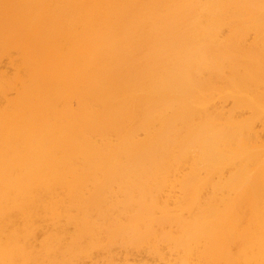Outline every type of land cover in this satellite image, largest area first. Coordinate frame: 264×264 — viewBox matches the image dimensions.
Returning <instances> with one entry per match:
<instances>
[{
    "label": "bare ground",
    "instance_id": "obj_1",
    "mask_svg": "<svg viewBox=\"0 0 264 264\" xmlns=\"http://www.w3.org/2000/svg\"><path fill=\"white\" fill-rule=\"evenodd\" d=\"M0 264H264V0H0Z\"/></svg>",
    "mask_w": 264,
    "mask_h": 264
}]
</instances>
